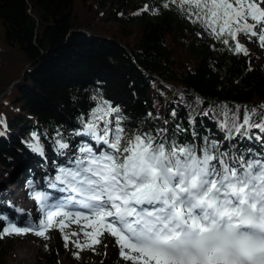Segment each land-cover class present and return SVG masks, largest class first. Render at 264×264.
Returning <instances> with one entry per match:
<instances>
[{
	"label": "snow or ice",
	"instance_id": "1",
	"mask_svg": "<svg viewBox=\"0 0 264 264\" xmlns=\"http://www.w3.org/2000/svg\"><path fill=\"white\" fill-rule=\"evenodd\" d=\"M162 10L215 41L210 48L246 57L249 43L264 48V0H153L135 14ZM85 95L68 124L20 137L45 174L30 172L23 182L35 217L23 218L24 208L15 217L0 211V237L57 229L78 259L102 243L107 255L109 235L129 264H264V103H237L233 111L191 93L205 106L181 115L192 108L181 89L166 114L149 109L145 122L126 115L102 86ZM8 128L0 114V135ZM73 222L80 227L69 235Z\"/></svg>",
	"mask_w": 264,
	"mask_h": 264
},
{
	"label": "trees",
	"instance_id": "2",
	"mask_svg": "<svg viewBox=\"0 0 264 264\" xmlns=\"http://www.w3.org/2000/svg\"><path fill=\"white\" fill-rule=\"evenodd\" d=\"M112 2V14L105 18L94 0H0L6 51L16 52L7 57L0 49V114L6 113L9 122L7 135H0V187L1 180L27 175V167L39 173V155L20 137L28 138L37 126L51 133L56 124H68L76 108L84 106L79 101L96 87L118 98L126 115L145 122L149 109L166 114L181 89L187 90L186 101L192 105L181 115L205 106L197 105L191 93L217 105L228 102L233 111L237 103H264V61L253 51L246 57L223 52L219 44L210 48L216 42L196 36L175 11L135 14L153 0ZM78 5L84 9L81 15L75 11ZM215 115L223 118V109ZM205 122L215 131L216 124L207 117ZM57 232L58 238L48 239L41 251L42 264H58L66 251ZM0 243L7 244V239L0 238ZM87 250H80L79 259L69 252L72 264H93L84 256ZM98 253L104 255L103 243Z\"/></svg>",
	"mask_w": 264,
	"mask_h": 264
},
{
	"label": "rangeland",
	"instance_id": "3",
	"mask_svg": "<svg viewBox=\"0 0 264 264\" xmlns=\"http://www.w3.org/2000/svg\"><path fill=\"white\" fill-rule=\"evenodd\" d=\"M100 1H103L105 6H101ZM95 7L99 8L100 14L103 15L105 18H109L111 16L112 9L115 7V4L112 2V0H94ZM81 5H78L75 7V11L78 15H81L80 13L83 12L84 9H82ZM109 25L115 26L114 20H109L107 22ZM247 42V41H246ZM251 51L254 52V55L257 56L258 61L263 62L264 61V48H261L258 46L256 42H251L248 44ZM9 47L4 39V32L3 29L0 28V49H1V55L5 54L7 57L12 56L14 53V56H16V52H13L12 50L6 51V48ZM3 50V51H2ZM255 50V51H254ZM15 51V50H14ZM17 80V79H16ZM16 80L12 83V85L8 88V91H11L13 84L16 82ZM13 170L9 171L10 173ZM12 178L6 179V187L7 190H10L9 187L11 186L10 183ZM20 180V179H19ZM18 180V182H19ZM10 185V186H9ZM12 189L16 190L17 196L24 198L25 204L24 207H21V205H16V208H24L25 212H32L31 205L33 204V200L28 197V195H25L22 191L21 186H17V184L12 183ZM23 216V213L20 214ZM72 225L75 226L74 229H78L80 226L76 225L74 222ZM73 230V229H72ZM72 230L69 232V235H72ZM11 234H7L0 238H6L7 244L3 245L0 243V264H42L41 260V251L43 250L45 243L48 239H57L58 238V232L56 229L49 230V235L47 237H39L36 234L33 233H27V234H18L14 235V238H10ZM31 246H28V245ZM76 246L69 241V247L67 250L63 253H60V256L58 258V264H72L71 260L69 259V252H74L76 250ZM19 253H24L26 255L25 258H22ZM84 256L89 257L91 263L93 264H129V262L123 261L122 258L118 256V249L112 243L109 241L107 245V255L100 256L98 251L93 252L91 250H88L84 253Z\"/></svg>",
	"mask_w": 264,
	"mask_h": 264
},
{
	"label": "bare ground",
	"instance_id": "4",
	"mask_svg": "<svg viewBox=\"0 0 264 264\" xmlns=\"http://www.w3.org/2000/svg\"><path fill=\"white\" fill-rule=\"evenodd\" d=\"M33 244H35V243H33ZM33 244L30 243V245H28V246H31V245H33ZM18 255H20L22 258H25V257H26V255H25L24 253H19ZM26 258H27V257H26Z\"/></svg>",
	"mask_w": 264,
	"mask_h": 264
}]
</instances>
